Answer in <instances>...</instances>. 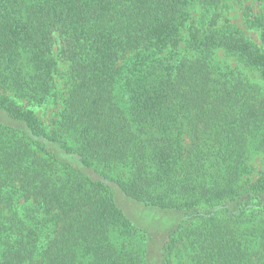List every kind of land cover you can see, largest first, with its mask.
Segmentation results:
<instances>
[{
	"label": "trees",
	"instance_id": "1",
	"mask_svg": "<svg viewBox=\"0 0 264 264\" xmlns=\"http://www.w3.org/2000/svg\"><path fill=\"white\" fill-rule=\"evenodd\" d=\"M246 1L0 0V264H264Z\"/></svg>",
	"mask_w": 264,
	"mask_h": 264
},
{
	"label": "rangeland",
	"instance_id": "2",
	"mask_svg": "<svg viewBox=\"0 0 264 264\" xmlns=\"http://www.w3.org/2000/svg\"><path fill=\"white\" fill-rule=\"evenodd\" d=\"M246 4H251L254 9L258 6L257 2H253L251 0L246 1L245 3H243V5H240V3H238V2H233L230 4L231 5L230 8L225 10L223 12V14H226L231 21L242 24V15L241 14H243V7ZM59 66H60V69H65V64L61 63ZM64 81H65L64 78H62L60 80L61 83H63ZM59 108L60 107L58 105H56V106L53 105L47 109L46 113H42V111L40 109H38L37 112L39 114H41L42 118L44 119V118H46V116H50L52 113H54V111L56 109L58 110ZM249 164L254 168L253 174H256L257 171L264 169L262 162H261V159H260V156L253 157ZM120 197H121V201L123 203L122 205L125 207L127 212L131 216L135 217V211L134 210L137 209L136 207H138V206L136 204L132 203L131 201L127 200V199L125 201H123L124 200L123 197L122 196H120ZM140 216H141L140 220L143 221V224H146L149 227H154V223L157 222L151 217V215L149 216V213L147 214L145 212L144 214L143 213L140 214ZM165 219H166L165 217L161 218V220L163 222H165Z\"/></svg>",
	"mask_w": 264,
	"mask_h": 264
}]
</instances>
